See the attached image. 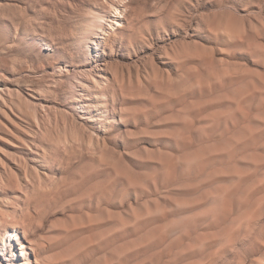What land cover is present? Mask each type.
I'll list each match as a JSON object with an SVG mask.
<instances>
[{
	"label": "rangeland",
	"instance_id": "rangeland-1",
	"mask_svg": "<svg viewBox=\"0 0 264 264\" xmlns=\"http://www.w3.org/2000/svg\"><path fill=\"white\" fill-rule=\"evenodd\" d=\"M7 257L264 264V0H0Z\"/></svg>",
	"mask_w": 264,
	"mask_h": 264
},
{
	"label": "bare ground",
	"instance_id": "bare-ground-1",
	"mask_svg": "<svg viewBox=\"0 0 264 264\" xmlns=\"http://www.w3.org/2000/svg\"><path fill=\"white\" fill-rule=\"evenodd\" d=\"M90 44L95 45V43H94L93 41H91ZM15 247H16V246H14V244H13V250H16ZM20 255H23V254L18 253L16 256L19 258ZM6 260L11 261L13 264H14V262H15V263H18V262H19V259H14V258H13V259H10L9 257H7Z\"/></svg>",
	"mask_w": 264,
	"mask_h": 264
}]
</instances>
